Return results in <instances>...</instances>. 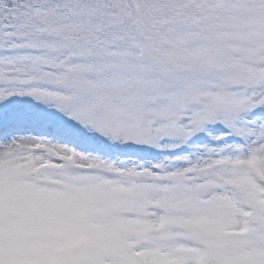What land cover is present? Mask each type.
Masks as SVG:
<instances>
[{"label": "snow or ice", "instance_id": "1", "mask_svg": "<svg viewBox=\"0 0 264 264\" xmlns=\"http://www.w3.org/2000/svg\"><path fill=\"white\" fill-rule=\"evenodd\" d=\"M0 264H264V0H0Z\"/></svg>", "mask_w": 264, "mask_h": 264}]
</instances>
